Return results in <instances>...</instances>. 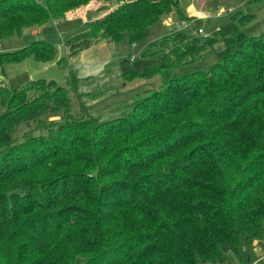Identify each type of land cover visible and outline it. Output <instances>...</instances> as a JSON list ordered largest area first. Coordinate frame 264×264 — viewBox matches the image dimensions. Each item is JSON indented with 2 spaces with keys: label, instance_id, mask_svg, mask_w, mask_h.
Returning a JSON list of instances; mask_svg holds the SVG:
<instances>
[{
  "label": "trees",
  "instance_id": "trees-1",
  "mask_svg": "<svg viewBox=\"0 0 264 264\" xmlns=\"http://www.w3.org/2000/svg\"><path fill=\"white\" fill-rule=\"evenodd\" d=\"M85 1L0 0V41ZM118 1L65 42L71 57L101 39L135 44L184 14L182 0ZM253 18L238 12L208 36L171 33L122 60L123 79L160 76L163 87L100 125L68 120L16 143L21 126L69 113V90L45 79L0 87V264H218L263 240L264 32L243 30ZM219 41V62L201 71ZM31 56L48 63L58 47L38 40L0 65Z\"/></svg>",
  "mask_w": 264,
  "mask_h": 264
},
{
  "label": "rangeland",
  "instance_id": "rangeland-1",
  "mask_svg": "<svg viewBox=\"0 0 264 264\" xmlns=\"http://www.w3.org/2000/svg\"><path fill=\"white\" fill-rule=\"evenodd\" d=\"M38 1L46 3L47 0ZM119 5L118 0H87L77 7H71L63 19L24 29L20 35L0 41V54L18 52L38 40L58 47L57 58L48 63H41L31 56L21 62L1 64L0 87L16 91L30 81L45 79L67 88L72 101L69 113H52L18 128L13 134L16 143L24 142L29 134L47 136L48 128L57 127L68 120L82 118L100 125L127 116L148 94L161 89L163 80L155 76L147 80L127 81L121 76L120 62L140 59L143 53L151 52L152 43L171 33L197 37L195 32L202 29L204 34L200 36H207L231 22L238 12L254 16L243 29L249 37H258L264 32V0H182L180 8L183 17L172 12L150 26L141 41L132 44L128 35L117 44L101 39L88 50L71 57L69 49L64 46L65 42L89 30L94 20L114 11ZM200 14L206 17L201 18ZM183 22L186 24L180 29ZM224 49L225 44L219 41L198 60V68L208 73L219 62L218 53ZM6 112L5 108H1L0 116ZM241 255L239 258L233 252H228L224 263L218 264H264V239H256L250 245L243 244Z\"/></svg>",
  "mask_w": 264,
  "mask_h": 264
},
{
  "label": "built area",
  "instance_id": "built-area-1",
  "mask_svg": "<svg viewBox=\"0 0 264 264\" xmlns=\"http://www.w3.org/2000/svg\"><path fill=\"white\" fill-rule=\"evenodd\" d=\"M185 24H186V23L183 22V23L179 26V28L182 29V28L185 26ZM195 33H198V34H201V35H202V34H204V31H203L202 29H199V30H198L197 32H195ZM207 36H208V35H207Z\"/></svg>",
  "mask_w": 264,
  "mask_h": 264
},
{
  "label": "crops",
  "instance_id": "crops-1",
  "mask_svg": "<svg viewBox=\"0 0 264 264\" xmlns=\"http://www.w3.org/2000/svg\"><path fill=\"white\" fill-rule=\"evenodd\" d=\"M200 17H201V18H205L206 15H205V14H200Z\"/></svg>",
  "mask_w": 264,
  "mask_h": 264
},
{
  "label": "water",
  "instance_id": "water-1",
  "mask_svg": "<svg viewBox=\"0 0 264 264\" xmlns=\"http://www.w3.org/2000/svg\"><path fill=\"white\" fill-rule=\"evenodd\" d=\"M25 33H27V30H25ZM126 62L128 61V60H125Z\"/></svg>",
  "mask_w": 264,
  "mask_h": 264
}]
</instances>
